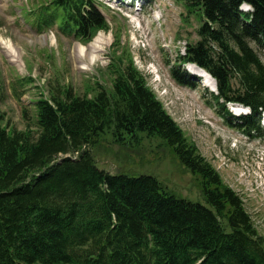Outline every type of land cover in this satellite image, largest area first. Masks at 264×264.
I'll use <instances>...</instances> for the list:
<instances>
[{"label": "trees", "instance_id": "obj_1", "mask_svg": "<svg viewBox=\"0 0 264 264\" xmlns=\"http://www.w3.org/2000/svg\"><path fill=\"white\" fill-rule=\"evenodd\" d=\"M250 2L253 10L242 11L241 0H181L184 22L195 19L200 37L184 58L217 78L221 97L256 110L264 107V64L252 44L264 47V0ZM24 10L38 30L57 24L83 43L110 28L96 0L35 1ZM115 36L109 86L97 81L80 94L52 84L51 99L38 97L32 113L23 108L24 129L0 112V264H264V238L242 200L163 111ZM106 135L119 145L164 139L201 178L210 206L154 176L100 169L90 148Z\"/></svg>", "mask_w": 264, "mask_h": 264}, {"label": "rangeland", "instance_id": "obj_2", "mask_svg": "<svg viewBox=\"0 0 264 264\" xmlns=\"http://www.w3.org/2000/svg\"><path fill=\"white\" fill-rule=\"evenodd\" d=\"M27 1L30 0H0V74L7 86L1 111L5 120L10 119L11 125L19 129L26 126L22 106L31 103L41 90L48 96V89L57 80L73 84L83 94L87 86L102 78L100 70L109 62L114 40L112 32H99V41L93 43L94 38L84 47L97 45L100 49L87 48L79 54L77 50L83 44L70 34L56 26L44 32L32 27L21 9ZM98 1L103 4L112 28L129 45L150 86L187 137L197 144L200 153L216 167L227 184L242 194L246 209L264 234V137L248 136L222 119L214 106L211 90L203 82L204 78L211 82L210 78L195 73L204 78L200 86L192 88L179 84L171 75L176 52L183 50L188 39L198 38L196 20L182 21L184 7L178 0H139L143 7L138 12L130 11V0ZM11 47L19 50L21 59L12 60ZM93 56L97 58L91 61ZM260 56L264 61V52ZM187 67L189 70L193 66L186 64ZM29 75L33 81L20 88L18 98L10 88L11 81ZM229 106H233V112L239 107ZM155 146V139H145L140 145L127 142L121 147L105 141L95 147L96 164L116 173L154 175L179 195L197 194L189 190L191 187L186 184L189 177L184 171L160 162L158 155L151 152ZM198 201L204 202L201 197Z\"/></svg>", "mask_w": 264, "mask_h": 264}, {"label": "bare ground", "instance_id": "obj_3", "mask_svg": "<svg viewBox=\"0 0 264 264\" xmlns=\"http://www.w3.org/2000/svg\"><path fill=\"white\" fill-rule=\"evenodd\" d=\"M99 41V35L97 36V37H95V39H94V41H93V43H96V42H98ZM8 47H10L9 45H8ZM87 48H92V49H94V50H96V49H100L99 48V46H97V45H90V46H86V47H84V45H80V48H78V52H79V54H81V52H83L85 49H87ZM10 51L12 52V56H13V58H12V60L13 61H17V60H19V59H21V55H20V52H19V50L17 49V48H13V47H11L10 48ZM97 57L96 56H93L92 58H91V61H93L94 59H96ZM194 73H198V74H200V75H202V76H206V77H208V78H210L209 80L211 81V82H207V85L208 86H210L212 89H215L214 88V85H215V80L213 79V77L212 76H210L209 75V72L208 71H206V70H203L202 68H200V67H197V66H195V67H193V70H192ZM64 154H66V153H64ZM74 155V154H73ZM63 156V155H62ZM127 167V166H126ZM130 169V168H129Z\"/></svg>", "mask_w": 264, "mask_h": 264}, {"label": "clouds", "instance_id": "obj_4", "mask_svg": "<svg viewBox=\"0 0 264 264\" xmlns=\"http://www.w3.org/2000/svg\"><path fill=\"white\" fill-rule=\"evenodd\" d=\"M239 8L242 10V11H249V10H252L253 9V4L250 2V0H241V3L239 4ZM205 84H207V80L205 79L203 81ZM251 107L250 106H247V107H244L242 109L243 112L245 113H248V112H251ZM235 114H240L239 112L235 113Z\"/></svg>", "mask_w": 264, "mask_h": 264}]
</instances>
